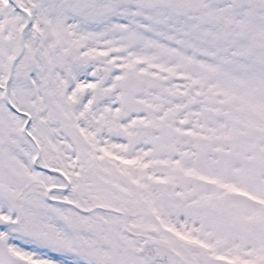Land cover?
<instances>
[{
	"label": "snow or ice",
	"instance_id": "obj_1",
	"mask_svg": "<svg viewBox=\"0 0 264 264\" xmlns=\"http://www.w3.org/2000/svg\"><path fill=\"white\" fill-rule=\"evenodd\" d=\"M0 264H264V0H0Z\"/></svg>",
	"mask_w": 264,
	"mask_h": 264
}]
</instances>
